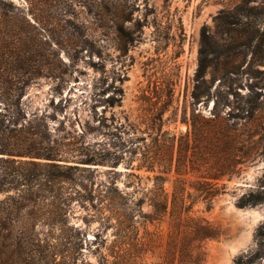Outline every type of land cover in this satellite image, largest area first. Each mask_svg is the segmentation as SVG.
Wrapping results in <instances>:
<instances>
[{
  "label": "rangeland",
  "instance_id": "rangeland-1",
  "mask_svg": "<svg viewBox=\"0 0 264 264\" xmlns=\"http://www.w3.org/2000/svg\"><path fill=\"white\" fill-rule=\"evenodd\" d=\"M0 20V40L2 30L11 34L0 41L12 60L5 69L18 75L1 86L20 88L27 114L45 116L57 135L83 131L84 144L106 160L92 166V202L73 201L69 214H21L13 232L40 242L2 248L0 264H164L173 195L175 214H184L183 201L187 214L216 228L202 264H218L224 237L236 231L221 207L227 192L252 166L264 167V0H0ZM200 50L207 66L196 80ZM203 120L230 134L220 155L226 171L208 200L204 168L175 171L178 149L194 143L191 123ZM163 199L161 220H150ZM78 229L82 248L74 246ZM255 238L235 264L252 254L250 264H264V225Z\"/></svg>",
  "mask_w": 264,
  "mask_h": 264
},
{
  "label": "trees",
  "instance_id": "trees-1",
  "mask_svg": "<svg viewBox=\"0 0 264 264\" xmlns=\"http://www.w3.org/2000/svg\"><path fill=\"white\" fill-rule=\"evenodd\" d=\"M1 34L2 43L11 35L6 30H2ZM8 47L9 45H2L0 42V101H5L3 113L0 111V251L2 248L8 251L23 250L39 244L40 240L35 234L13 232V226L19 227L17 222L21 214H69L73 201L92 202L95 191V168L92 166L106 163L105 158L97 156L95 150L84 144L83 131H75L74 134L69 131L68 136L57 135L56 129L51 131L49 128L45 116L38 115V112L27 114L22 107L23 92L20 88L1 86L3 81L12 82L13 78L18 76L16 72L5 69V66L12 64L6 52ZM201 55L200 50L196 80L203 77L207 66ZM193 97L199 98L196 93H193ZM217 104L215 100L214 108ZM65 118L66 114L59 123ZM203 122L204 124L199 127L191 123L194 143L185 145V149L181 147L178 149L175 171L178 173L183 169L184 173L200 172L201 168H204L200 177L205 180L204 184L207 188L203 190L204 199L208 200L219 191L216 181L225 174V160L222 162L220 155L227 147L226 139L230 138V134L224 126L214 125L206 120ZM234 138H231V142ZM239 145L235 147L242 152L241 155H244L241 141ZM187 147L192 149L189 157L186 152L184 154ZM235 147L233 149H236ZM162 151L163 155L168 154L167 151ZM209 160L212 162L210 163ZM161 161L166 159L159 158L155 161L159 167ZM153 166L150 168L153 169ZM166 170L168 171V168ZM166 170L160 172H167ZM155 180L162 182L163 178L155 175ZM100 186L108 187L105 183ZM196 190L200 189L196 188ZM175 197L173 195L171 200L172 213L169 214V230L163 262L164 264H202L205 260L203 243L216 235V228L204 219L187 214L191 204L183 201H180L177 207L184 214L180 212L175 214L173 211ZM164 200L153 202L156 214L149 216L150 220L156 216L161 220L164 215L162 213L166 210ZM257 203H264V180L261 181L257 192H249L240 199L239 206ZM210 207L211 203L207 202L206 209ZM114 216L116 221L114 224L111 222L109 227L115 228L121 224L120 214ZM83 237V233L78 229L74 246L82 248ZM64 244H70V240L66 238ZM254 257L255 254L246 259L239 258L236 264H250ZM11 261L15 260L9 259V262ZM9 262L4 264H16V261ZM112 264H118L117 260Z\"/></svg>",
  "mask_w": 264,
  "mask_h": 264
},
{
  "label": "clouds",
  "instance_id": "clouds-1",
  "mask_svg": "<svg viewBox=\"0 0 264 264\" xmlns=\"http://www.w3.org/2000/svg\"><path fill=\"white\" fill-rule=\"evenodd\" d=\"M250 172L251 175L243 184L228 190L227 199L221 205L223 215L235 226L236 231L224 237L218 264H235L238 256L258 246L255 233L264 225V203L239 207V201L248 191L259 187L260 180L264 179V167L252 166Z\"/></svg>",
  "mask_w": 264,
  "mask_h": 264
}]
</instances>
